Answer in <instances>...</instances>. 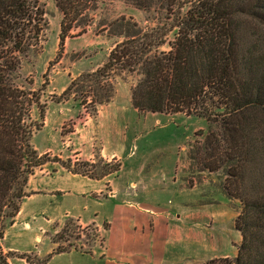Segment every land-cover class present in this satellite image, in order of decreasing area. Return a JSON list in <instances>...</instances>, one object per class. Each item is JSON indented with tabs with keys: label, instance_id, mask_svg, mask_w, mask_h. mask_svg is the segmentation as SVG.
<instances>
[{
	"label": "rangeland",
	"instance_id": "1",
	"mask_svg": "<svg viewBox=\"0 0 264 264\" xmlns=\"http://www.w3.org/2000/svg\"><path fill=\"white\" fill-rule=\"evenodd\" d=\"M39 5L45 13L42 22L38 23L39 35L36 36L33 30L36 22H26L29 33L20 52L12 51V44L4 50L8 59L17 64L16 70L9 73L10 84L27 93L30 100H36V104L30 107L29 122L39 123L40 129L35 130L32 144L40 156H46L45 163L35 168L30 177L29 196L22 202L15 225L7 228L6 241H2L5 246L19 251L13 252L10 261L28 256V262L48 263L56 255L52 264H97L98 261L90 256L75 254L71 258L57 255L71 251L89 253L97 229L95 224L83 228L74 218L66 223L58 222L64 220L67 213L75 214L82 209V202L69 195L73 191L68 189L72 190L74 184L65 176L68 171L78 170L84 176L101 177L108 169L107 164H111V168L117 163L121 164L120 171L110 176L119 194L132 188V183H137L138 192H142L141 186L145 182L150 183L149 190L155 192L151 197L156 205L175 204L186 199L204 200L210 205L225 202L236 214L234 220L231 221L226 213L220 221H209L208 240L202 248L197 247L190 253L194 259H208L190 263L210 264L215 260L214 256L229 250L234 254L238 245L234 246L232 242L239 238L234 223L240 212V203L226 188L227 165H222L218 150L222 144L206 148L207 136L220 133L218 126L186 114H154L136 110L131 100L136 75L114 68L108 70V78L102 80L100 87L113 86L115 93L106 104H97L101 98L99 86L93 80L81 78L102 69L108 62L117 43L114 42L121 40L114 30L117 20L132 18L144 26L147 15L119 0L82 3L78 20H67L66 26L72 25L73 29L61 47L59 34L63 14L56 0H40ZM42 107H46L44 118L40 115ZM85 112L90 117L87 118ZM111 114L115 115V120ZM77 134L88 140L90 153L83 154L79 150ZM104 145L117 150L120 159L113 158L109 163L102 160L100 150ZM58 157L66 161L61 164L69 167L64 166L67 171L55 163L59 161ZM215 165L220 166L218 171L209 170ZM56 169L66 173L57 175ZM57 188H66L67 196L54 193ZM111 191L110 186L105 188V193ZM67 222L70 230L66 239L53 241L57 231L61 232ZM54 233L51 242L55 247L46 255L50 249L49 234ZM222 237L231 244L223 247L221 242L218 243ZM36 254L44 258H38ZM227 258L235 259L236 256Z\"/></svg>",
	"mask_w": 264,
	"mask_h": 264
},
{
	"label": "trees",
	"instance_id": "2",
	"mask_svg": "<svg viewBox=\"0 0 264 264\" xmlns=\"http://www.w3.org/2000/svg\"><path fill=\"white\" fill-rule=\"evenodd\" d=\"M91 1L100 0H56L63 14L61 47L73 29L67 20L77 21L81 4ZM119 1L145 13L147 24L117 20L114 30L121 40L108 62L81 78L99 86L97 104H106L115 93L113 86L100 87L108 70L136 75L131 94L136 110L186 114L218 126L220 133L207 136L206 148L222 144L218 150L222 165H227L226 188L240 203L234 227L242 242L235 259L209 263L264 264V0ZM39 3L0 0V264H10L14 256L4 252L1 242L29 196L30 177L46 158L32 144L40 129L39 123L29 122L36 100L10 84L9 73L17 64L4 52L9 44L20 52L29 33L26 22H36L33 30L39 35L38 23L45 15ZM45 108H40L42 118ZM110 165L102 176L121 169L120 163ZM69 230L67 222L53 241L65 240Z\"/></svg>",
	"mask_w": 264,
	"mask_h": 264
},
{
	"label": "crops",
	"instance_id": "3",
	"mask_svg": "<svg viewBox=\"0 0 264 264\" xmlns=\"http://www.w3.org/2000/svg\"><path fill=\"white\" fill-rule=\"evenodd\" d=\"M111 108L115 109L114 106ZM111 115L115 120V115ZM98 135H100V132ZM76 136V145L81 146L79 150L83 151V154L90 153L91 149L87 144L88 140H84L83 135L77 134ZM83 144H86L85 148H82ZM100 157L102 160H107L106 162L108 163L113 158L120 159L118 151L110 150L106 145L100 150ZM58 158L59 161L55 163H58L67 171L61 164L66 161L63 157ZM65 173L55 170L57 175ZM110 175L94 178L68 171L65 178L74 184L72 190L68 189L70 192L73 191L69 195L76 201L82 202V209L75 214L67 213L65 219L58 222L66 223L65 221L68 219L74 218L79 221L83 228L95 224L97 229H95L96 237L92 243L93 248L89 253L71 251L57 254L58 256H70L73 258L75 254H81L90 256L94 261H98L97 264H191L190 262L193 260L203 261L208 259V257L194 259V256H190L192 255L190 253H193L191 252L192 250L197 247L202 248L208 240L210 236L207 226L208 222L220 221V218L226 213L229 214L231 221L236 216L234 212L230 211L225 202L210 205L204 200L186 199L175 204L168 202L167 204L156 205V201L151 197L155 192H151L149 190L151 184L145 182L141 186L142 192H138L139 186L137 183H132V188L119 194ZM30 184L31 181L29 180ZM109 186L112 191L107 194L105 193V188ZM65 189L61 188L58 190L57 188L53 192L67 196L66 193L68 191ZM157 200H159L158 195ZM101 211L103 214H101ZM101 216L102 218H100ZM15 222L12 226L15 225ZM237 232L239 233V238L237 241L232 242L234 246L238 245L235 253L232 254V250H229L227 253L214 257L227 258L237 256L238 247L242 240L241 233ZM55 234H49L50 249L46 255L51 253L55 247L51 242V238ZM233 236H235V233ZM37 239L41 240V237L37 236ZM5 241L6 233L3 242ZM3 242L1 244L5 252H19L9 245L5 246ZM220 242L223 247L225 244H231L230 241H225L224 237L218 241V243ZM36 255L40 259L44 258L43 255ZM53 257H56V255ZM53 257L48 263H32L28 262L27 258H14L10 261V264H52ZM18 260L19 262L15 263Z\"/></svg>",
	"mask_w": 264,
	"mask_h": 264
},
{
	"label": "built area",
	"instance_id": "4",
	"mask_svg": "<svg viewBox=\"0 0 264 264\" xmlns=\"http://www.w3.org/2000/svg\"><path fill=\"white\" fill-rule=\"evenodd\" d=\"M85 114H86V117H87V118L90 117V116H89V115H90L89 113L85 112Z\"/></svg>",
	"mask_w": 264,
	"mask_h": 264
}]
</instances>
